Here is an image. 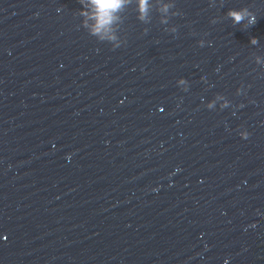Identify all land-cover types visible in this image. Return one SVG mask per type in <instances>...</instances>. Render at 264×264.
I'll use <instances>...</instances> for the list:
<instances>
[{
  "label": "water",
  "instance_id": "95a60500",
  "mask_svg": "<svg viewBox=\"0 0 264 264\" xmlns=\"http://www.w3.org/2000/svg\"><path fill=\"white\" fill-rule=\"evenodd\" d=\"M149 3L0 0V264H264V0Z\"/></svg>",
  "mask_w": 264,
  "mask_h": 264
},
{
  "label": "clouds",
  "instance_id": "9594fccd",
  "mask_svg": "<svg viewBox=\"0 0 264 264\" xmlns=\"http://www.w3.org/2000/svg\"><path fill=\"white\" fill-rule=\"evenodd\" d=\"M84 4L82 14L85 16V26L88 28L91 35L98 37L101 40L115 41L114 47H119L120 42L117 40L116 34L113 30V25L119 19L120 11L125 7L129 0H81ZM169 4L162 2L160 7L164 12L168 11ZM150 7L149 0H136V9L138 13V19L143 21L148 13ZM176 14V13H174ZM230 18L239 22L245 18L246 13L243 10L229 9L228 13ZM249 23L255 22V17L249 18ZM170 31L175 32V27ZM255 42V38H253ZM203 45V42H198ZM203 79V77H202ZM177 84L184 90H187L188 82L184 77H180L177 80ZM240 92V89H237ZM219 102V107L224 108L229 104V101L221 94H216L212 99L206 102V107L209 109L214 108ZM241 136L246 137L248 133L241 131Z\"/></svg>",
  "mask_w": 264,
  "mask_h": 264
}]
</instances>
